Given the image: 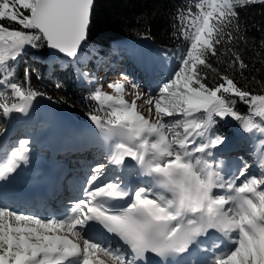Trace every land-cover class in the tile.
<instances>
[{
  "label": "snow or ice",
  "instance_id": "6c2138e0",
  "mask_svg": "<svg viewBox=\"0 0 264 264\" xmlns=\"http://www.w3.org/2000/svg\"><path fill=\"white\" fill-rule=\"evenodd\" d=\"M253 2L200 0L198 12L188 9L192 30L180 29L190 43L179 53L160 54L168 64L154 87L124 75L132 92L121 82L107 83L114 95L101 90L103 82L90 92L86 99L100 107L87 113L89 130L94 126L103 141L117 142L104 162L90 167L79 198L59 216L18 212L0 195V264H150L148 254L159 264H183L194 250L207 251L201 245L210 239L218 251L203 264H264V177L250 175L246 161L216 158L228 142L216 129L220 121L237 120L245 132L264 136V126L252 119L264 121V95H253L210 63L220 60L219 47L236 39L229 29L237 6ZM94 6L95 0H0V117L10 123L13 113L28 116L38 97L53 99L33 89L31 69L25 67L21 79L15 66L27 49L45 46L78 63L90 41ZM232 55L228 68L243 75L248 65ZM142 64L151 78V60ZM205 69L215 73L214 82ZM237 103L248 104L251 115L239 113ZM9 131L0 127V142ZM18 143L0 159V181L30 163L29 140Z\"/></svg>",
  "mask_w": 264,
  "mask_h": 264
},
{
  "label": "trees",
  "instance_id": "16d2710c",
  "mask_svg": "<svg viewBox=\"0 0 264 264\" xmlns=\"http://www.w3.org/2000/svg\"><path fill=\"white\" fill-rule=\"evenodd\" d=\"M198 2L200 0H95L90 41L82 50V59L78 63L55 60L60 56L50 57L46 46L40 49L29 48L20 63L15 66L16 75L22 79L24 68L31 69L33 89L45 92L53 98L51 101L43 97L37 99L53 103L58 112L84 125L89 122L87 113L99 108L95 100L86 98L91 92L87 87L90 74L100 60L115 52L125 54V49L118 44L127 42H148L152 45V53L155 55L165 52L171 55L183 51L190 42L182 38L180 29L185 28L189 32L192 30L188 9L198 12L195 7ZM237 11L238 17L229 29L236 39L231 43L226 41L219 47L220 60L211 58L210 63L218 72L227 70V74L231 75L240 87L253 95H264V2L256 0L246 3L242 7L237 6ZM145 36L148 39H144ZM229 47L231 52L228 51ZM232 53H238L248 65L243 75L228 68L234 58ZM205 71L209 81L214 82L212 78L215 73L211 69ZM85 72L89 74L87 77L84 76ZM3 76L4 72L0 70V79H3ZM57 83L63 86L57 88ZM3 91V88H0V92ZM235 107L242 115H251L250 109L243 103H237ZM19 116V113H13L10 123H18ZM252 119L264 126L260 117L253 116ZM239 126V121L231 119L227 124L220 121L216 129L228 139L237 136V145L240 148L251 147L256 141L264 138L253 132H239ZM78 134L81 136L82 132L79 131ZM246 143L247 146H243ZM261 148L264 149V146Z\"/></svg>",
  "mask_w": 264,
  "mask_h": 264
},
{
  "label": "rangeland",
  "instance_id": "374dc122",
  "mask_svg": "<svg viewBox=\"0 0 264 264\" xmlns=\"http://www.w3.org/2000/svg\"><path fill=\"white\" fill-rule=\"evenodd\" d=\"M123 45L124 46L121 48L125 49V54L117 52L113 56H108L104 58L103 62L100 64L98 68L99 71H95L96 67L93 69L87 85L91 92H94L95 88L100 86L102 82L103 88L101 90L108 95H114L113 90L107 87L108 82L124 83L126 85V91L132 92L131 85L128 81L124 80V75H127L131 81L140 84L144 88H147L149 85L154 87V79L158 78V76L162 75L163 71L166 70L168 62L163 59L161 55L158 56L153 54L151 52V45L148 42H127ZM133 57L134 59H132ZM142 59L151 60V66L154 72L151 78L145 73ZM55 60L66 61L63 57H57ZM86 71H88V69H86ZM132 98V96H126V99L129 101ZM33 104L34 107L30 109V114L28 116L19 113L20 116L17 118L18 123L11 124L7 121V118L0 117V127L10 129L7 139L0 142V147H4V151H0V153H2L0 159L10 154L12 148L19 147V139H28L30 142V153L33 155H41L42 158L48 156V153H50L52 151L51 149L54 147V142L57 141L60 145L61 155H59H68L69 157L66 156V159L73 162L71 169L72 173H76V170H73L76 166L77 173H79V175L87 174V178L90 167L97 163L104 162V156L108 152L109 146L114 147L115 142H117L115 140L103 141L98 135V131L94 129V126L92 130H89L90 121L84 125H80L78 122L71 123V121H69V116L58 112L53 103L37 99ZM96 104L100 107L98 102H96ZM243 104L246 108H249L248 104ZM257 107H259V105H257ZM145 115L147 116V113H145ZM230 120L231 118H229V121ZM75 130L81 131V136H79L78 132ZM237 131L245 134L249 133L245 132L241 125L238 127ZM253 133L261 136L256 130H253ZM232 139H228L223 150L217 154V161L225 160L226 162L235 161L237 163L246 161L250 166V175L256 178L264 177V168L261 167V161L264 160V149L261 147L264 146V143H261V140H259L252 145L251 150L240 149L236 151L234 148L236 140L233 141ZM262 140H264V138ZM61 143L69 146L65 147ZM243 146H247V143ZM111 175L112 173L110 170L109 176L111 177ZM81 185L79 187H81ZM79 187L72 186L73 192H78ZM106 264H110V261L106 262Z\"/></svg>",
  "mask_w": 264,
  "mask_h": 264
},
{
  "label": "bare ground",
  "instance_id": "6f19581e",
  "mask_svg": "<svg viewBox=\"0 0 264 264\" xmlns=\"http://www.w3.org/2000/svg\"><path fill=\"white\" fill-rule=\"evenodd\" d=\"M76 131V130H75ZM70 133V132H69ZM72 142V141H71ZM62 145H64L65 147L69 146L66 145L64 143H61ZM42 145V144H41ZM38 147V146H37ZM72 147V146H71ZM50 149V148H49ZM255 149V148H254ZM41 150V149H40ZM52 151L50 153H48V156L46 158H42L41 155H33L32 153L29 152V158H30V163L26 166H22L21 170L19 171V173L24 177V178H28L32 175H37V176H41V173H45L48 170V166L50 164L55 165L54 167H56L57 169L62 166V165H66L63 169V172H65V176L66 178H68L69 183L71 184V186H75V181L72 179V177L70 176V170L67 169V165L69 164L68 160L66 158H63L62 156H60V145L58 144L57 141L54 142V147L51 149ZM33 151V150H32ZM38 151V150H37ZM74 151V149H73ZM3 152V150H2ZM39 152V151H38ZM87 152V151H86ZM42 153V152H41ZM54 153L58 154L55 155ZM2 153H0L1 156ZM60 154V155H59ZM98 158V157H97ZM86 163V162H85ZM82 173V172H81ZM84 173V171H83ZM64 176V177H65ZM132 179H135V177H132ZM82 183V181L80 183L77 184V186H80ZM80 184V185H79ZM65 187H62L60 185V192H66ZM158 193L162 194V195H169L166 192H162V190L160 189H156ZM159 190V191H158ZM50 208H45V209H53V203L49 202ZM202 244L209 249L210 251L216 252V248L214 247V240H211L209 242H206V240L202 241ZM203 254H199L195 260H198L199 258H201ZM203 264V263H200Z\"/></svg>",
  "mask_w": 264,
  "mask_h": 264
},
{
  "label": "water",
  "instance_id": "95a60500",
  "mask_svg": "<svg viewBox=\"0 0 264 264\" xmlns=\"http://www.w3.org/2000/svg\"><path fill=\"white\" fill-rule=\"evenodd\" d=\"M46 50H47V52H48V54H49L50 57L54 58L55 56H57V54H54L51 50L47 49V47H46ZM58 56H61V55H58Z\"/></svg>",
  "mask_w": 264,
  "mask_h": 264
}]
</instances>
